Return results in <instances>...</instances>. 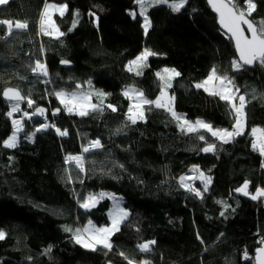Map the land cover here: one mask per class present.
Returning <instances> with one entry per match:
<instances>
[{
    "label": "trees",
    "instance_id": "trees-1",
    "mask_svg": "<svg viewBox=\"0 0 264 264\" xmlns=\"http://www.w3.org/2000/svg\"><path fill=\"white\" fill-rule=\"evenodd\" d=\"M234 2L247 7L246 0ZM46 3L67 4L62 17H53L64 33L59 38L40 31ZM254 3L250 18L258 24L264 20V0ZM139 13L135 0H9L0 5V19L28 24L11 35L0 25V231L6 233L0 264H127L121 252L138 264H255L251 258L264 238V196L253 200L236 189L246 181L250 193L264 189V156L251 146V129L264 128V65L232 69L234 45L206 0H187L179 12L166 4L149 7L147 34ZM145 49L157 55L147 59L142 75L129 72V63ZM37 60L46 65L48 76L42 79L50 83L31 71ZM62 61L72 67H62ZM213 67L232 77L247 98L242 135L223 144L201 130L217 146L205 153V141L182 133L165 109L145 106V120L128 122L132 102L124 90L134 87L155 100L162 89L156 73L174 68L180 76L167 90L175 97L174 110L189 121L231 130L234 117L227 103L194 87ZM89 81L92 89L107 94L102 113L78 117L61 110L53 116L61 105L52 90H76L77 84L89 88ZM9 87L34 101L32 108L22 104L17 117L45 109L44 118L35 114L23 120L15 148L3 146L14 132L8 116L12 104L2 98ZM93 102H98L95 97ZM43 124L50 126L29 141ZM56 128L68 134L61 136ZM97 139L101 148L83 152ZM69 155L84 157V172L65 162ZM193 166L211 177L207 192L203 182H192L202 199L179 184L182 176H197L190 171ZM104 192L121 196L130 215L111 237V251L99 246L92 251L65 228L82 229L89 221L109 225L111 200L100 198L90 210L79 203ZM152 240V251H139L137 245Z\"/></svg>",
    "mask_w": 264,
    "mask_h": 264
},
{
    "label": "snow or ice",
    "instance_id": "snow-or-ice-1",
    "mask_svg": "<svg viewBox=\"0 0 264 264\" xmlns=\"http://www.w3.org/2000/svg\"><path fill=\"white\" fill-rule=\"evenodd\" d=\"M136 4L140 7V15L144 18V32L147 34L151 22L146 15L147 9L151 6L158 4H166L173 11L179 12L184 8L187 0H178V2L169 3V0H135ZM9 3V0H0V5H6ZM208 3L211 5L214 11L219 15V24L223 29L227 30V33H230V39L235 40V47L238 52V59L233 60L232 69L234 71H239L245 65H253L256 62H259L261 65H264V20L260 21L258 24L254 23L249 17L252 12L256 9V4L254 0H246V9L240 8L234 2V0H208ZM67 11V4L56 5L46 3L40 17V31L44 35L55 36L57 38L64 35L60 31L54 17V14L58 13L61 17ZM77 15H79L77 13ZM92 15H95L94 13ZM133 18H135L136 13H131ZM98 20V17H97ZM73 23V27H75ZM0 25L6 26V32L8 35L12 34L13 28L15 29H27V22L13 21L10 19H0ZM246 26V29L245 27ZM247 33V34H246ZM157 55V53L152 52L149 49H145L135 60L131 61L128 65V71L134 72L135 75H142V68L146 66V61L150 56ZM67 64L68 61H62ZM31 71L38 75L47 77L48 71L46 65L37 60L34 66L31 68ZM158 79L162 82V89L160 96L155 100H149L144 97V93L138 89L132 87L124 90L123 95L125 98L132 101L131 106L127 111V120L131 124H136L138 121L145 120V106H154L155 108H161L168 111L172 118L177 122L178 127L182 133L185 135L195 134L197 138L201 141H205L206 147H203L201 151L215 152L216 143H210L206 140L205 135L201 134L207 132L211 134V137L215 138L223 144H227L234 140L236 137L242 135L246 127V112L245 108L247 105V98L245 95L240 94L239 88L235 85L234 79L229 75L222 73L216 67H213L210 70V74L200 83L194 85L197 89H203L206 93L211 96L219 97L220 100L225 101L229 106V111L233 114L234 123L230 129L228 128H213L212 124L205 122L203 120H196L194 122L187 120L185 117L179 115L173 107L175 97L169 95L168 89L172 87V80L174 77L180 76V73L174 68L169 69L165 68L163 72L156 73ZM45 83H50V81L45 80ZM89 91H75V92H66V91H56L54 95L59 100L60 104L63 106V109L57 108L53 111V115L58 114L61 110L66 111L69 115H77L80 117L89 116L92 113H102L104 111V100L107 96L106 93L102 91H97L92 89L91 81L88 82ZM83 86L80 84L76 85V88L79 90ZM2 95L9 101H15L12 104V109L8 113L9 117H12L14 113L21 112L20 102L25 101L28 108H32L34 101L31 98H26L21 94L18 89L7 88L3 91ZM93 97L98 101L97 103L93 102ZM107 108L115 112L117 109L111 104L106 105ZM39 114L44 115L45 109L35 108L31 114L24 112L23 115L28 119H31L32 115ZM13 125L15 126V131L13 134L5 141H3V146L7 148H15L18 142L17 133L22 131V121L19 119L12 120ZM50 125L43 124L41 128H38L37 131L47 129ZM55 127V125H51ZM119 131V130H118ZM56 132L61 136H66L68 133L66 130L61 131L59 128H56ZM34 135V134H33ZM251 135L254 138L252 141V148L254 151H258L261 156H264V128L253 127L251 129ZM100 140H94L90 142L87 146L83 147V152L87 153L92 149L101 148ZM65 162L68 164H74L80 172L85 171L84 167V157L80 155H69L65 158ZM123 167V165H120ZM191 172L196 173L197 177L200 178L204 184L203 192L208 191V186L211 184V177L205 176L204 173L197 167L193 166L190 169ZM197 177L182 176L179 178V184L186 191H189L196 195L197 197L203 198V192L191 184L186 183V181L195 179ZM249 182H245L242 187L236 189L237 192L242 193L245 196L249 195L248 192ZM105 193L99 194H89L86 198H81L79 203L80 207L85 210H90L91 207H94L98 199L104 197ZM260 196H264V189H257L256 193L251 196L253 200L257 199ZM114 202L116 201L115 196H110ZM223 203V202H220ZM228 205L225 204V208ZM224 213L221 212V215ZM111 217V225L108 227H95L91 221L88 222V226L85 228H77L75 230L71 228H65V231L72 232L73 238L77 244H80L82 247L88 248L92 251H96L97 247H102L109 251L112 250L111 236L119 231L120 225L128 218L130 215L125 209L121 208L118 203L115 204L113 211L109 214ZM6 238V233L0 231V240ZM155 241H147L142 244L137 245L139 251L141 252H150L152 251V246L155 245ZM260 244L264 245V238H261ZM51 249L49 248L48 251ZM120 255L124 257L127 261V264H138V262L133 259H129L128 256L121 252ZM245 259H250L247 251L244 253ZM256 264H264V247H260L256 250V255L254 258ZM139 264H150V261H142Z\"/></svg>",
    "mask_w": 264,
    "mask_h": 264
},
{
    "label": "rangeland",
    "instance_id": "rangeland-1",
    "mask_svg": "<svg viewBox=\"0 0 264 264\" xmlns=\"http://www.w3.org/2000/svg\"><path fill=\"white\" fill-rule=\"evenodd\" d=\"M139 6V5H138ZM56 14H58V13H56ZM55 15V14H54ZM136 17V16H135ZM143 24H144V20H143ZM151 27V26H150ZM144 28V27H143ZM13 29H15V28H13ZM150 29V28H149ZM128 69V68H127ZM41 78L40 79H42V78H45V77H43V76H40ZM43 80V82L45 81V79H42ZM49 86H50V84H49ZM52 86V85H51ZM90 89L87 87V88H84V89H76V90H63V91H66V92H75V91H83V92H87V91H89ZM53 91V94H54V92H56V91H54V90H52ZM169 93V92H168ZM169 95H171L170 93H169ZM55 96V95H54ZM55 98H56V100L58 101V103L60 104V102H59V100L57 99V97L55 96ZM132 102V101H131ZM174 103H175V100H174ZM61 105V104H60ZM21 106V105H20ZM173 107H174V104H173ZM21 108V107H20ZM61 109H63V106L61 105ZM20 112H18V113H14L13 114V116L11 117L12 118V120L13 119H19V120H21L22 121V131H20L19 133H17V136H18V142L20 141V137H21V134L23 133V120L24 119H28L27 117H25L24 115H23V117L22 118H20V117H17V115L19 114ZM65 113L66 114H68L66 111H65ZM37 116H41V118H44L43 117V115H39V114H36ZM69 115V114H68ZM233 115V114H232ZM71 116V115H70ZM75 116H77V115H75ZM78 117H80V116H78ZM13 127H14V131H15V126L13 125ZM39 128H41V126L39 127ZM49 128V127H48ZM246 128V127H245ZM260 128V127H259ZM38 129V128H37ZM37 129L35 130V132H34V135H31V136H29L27 139L29 140V141H33L34 140V136H35V134H36V132H40V131H44V130H46V129H43V130H40V131H37ZM13 134V133H12ZM252 136V135H251ZM253 138V137H252ZM254 139V138H253ZM18 142H17V144H18ZM192 177H194V176H192ZM197 177V176H196ZM198 181H200V182H202V180L200 179V178H195V179H191V180H188V181H186V183H188V184H191L192 185V182H198ZM243 186V185H242ZM241 186V187H242ZM249 188H250V183H249ZM249 188H248V192H249V195H248V197L249 198H251V196L252 195H254L255 193H250V190H249ZM105 194H107V195H105L104 197H102V198H107V199H109V200H111V207H110V209H109V212H108V217H109V221H110V223H109V225H103V226H98V225H96V224H94L93 222H91L95 227H97V228H99V227H108V226H110L111 225V217H110V213L113 211V209H114V207H115V204L116 203H118L119 204V206L121 207V208H123V209H125L127 212H129L124 206H123V200H122V197L121 196H118V195H115V194H113V193H107V192H104ZM238 193H240V192H238ZM240 194H242V193H240ZM110 196H115L117 199H116V201L114 202L112 199H110L109 197ZM252 199V198H251ZM97 203H98V201L96 202V204H95V206L97 205ZM94 206V207H95ZM94 207H91L90 209H92V208H94ZM122 225V224H121ZM121 225H120V227H121ZM88 226V223L85 225V227H87ZM84 227V228H85ZM116 233V232H115ZM114 233V234H115ZM113 234V235H114ZM112 235V236H113ZM111 236V237H112ZM88 249V248H87Z\"/></svg>",
    "mask_w": 264,
    "mask_h": 264
},
{
    "label": "water",
    "instance_id": "water-1",
    "mask_svg": "<svg viewBox=\"0 0 264 264\" xmlns=\"http://www.w3.org/2000/svg\"><path fill=\"white\" fill-rule=\"evenodd\" d=\"M206 3H207V5H208V7H209V9L212 11V13L217 17V24H218V26H219V28L229 37L231 34L230 33H227V30L226 29H223L222 28V26L219 24V15H218V13L216 12V11H214L213 10V8L211 7V5L208 3V0H206ZM249 19H251L250 17H249ZM252 20V19H251ZM253 21V20H252ZM254 22V21H253ZM245 27V29H246V26H244ZM247 34V33H246ZM231 41H232V43H233V45H234V49H235V53H236V57H237V59H238V52H237V50H236V47H235V40L234 39H231ZM257 63L258 62H256V63H254L253 65H245V66H243V67H245V68H249V69H254L255 67H256V65H257ZM61 66L62 67H64V68H67V67H72V64H70V63H67V64H65V63H61ZM14 89H16V88H14ZM6 90V89H5ZM4 90V91H5ZM19 90V89H18ZM20 91V90H19ZM21 92V91H20ZM3 93V92H2ZM21 94L23 95V93L21 92ZM24 96V95H23ZM2 98H3V100L6 102V103H8V104H13V103H15V101H9V100H7L3 95H2ZM26 103V100L25 101H21L20 102V105H22V104H25ZM61 115V111L58 113V114H56V115H53V116H55V117H59ZM260 247H264V245H261ZM259 247V248H260ZM258 248V249H259ZM255 264H256V262H255Z\"/></svg>",
    "mask_w": 264,
    "mask_h": 264
},
{
    "label": "built area",
    "instance_id": "built-area-1",
    "mask_svg": "<svg viewBox=\"0 0 264 264\" xmlns=\"http://www.w3.org/2000/svg\"><path fill=\"white\" fill-rule=\"evenodd\" d=\"M63 111H64V110H63ZM64 114H66L65 111H64ZM66 115H67V114H66Z\"/></svg>",
    "mask_w": 264,
    "mask_h": 264
}]
</instances>
